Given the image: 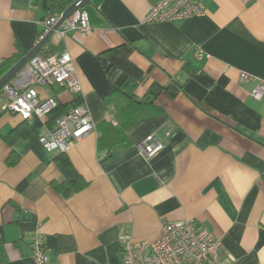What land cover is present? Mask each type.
Returning a JSON list of instances; mask_svg holds the SVG:
<instances>
[{
    "label": "crops",
    "instance_id": "crops-1",
    "mask_svg": "<svg viewBox=\"0 0 264 264\" xmlns=\"http://www.w3.org/2000/svg\"><path fill=\"white\" fill-rule=\"evenodd\" d=\"M155 1L91 0L92 34L56 31L42 48L69 52L81 92L40 98L84 103L95 123L68 152L38 140L56 112L0 108V264H34L38 234L52 262L120 264V236L152 243L186 219L220 239L218 264H264V100L239 81L264 80V0H200V16L147 22ZM44 17L35 0H0V63L32 49ZM148 135L164 145L150 160Z\"/></svg>",
    "mask_w": 264,
    "mask_h": 264
},
{
    "label": "built area",
    "instance_id": "built-area-1",
    "mask_svg": "<svg viewBox=\"0 0 264 264\" xmlns=\"http://www.w3.org/2000/svg\"><path fill=\"white\" fill-rule=\"evenodd\" d=\"M200 0H156L150 5L145 20L147 22H165L188 19L203 14ZM59 15L46 16L41 25L43 31L38 39L52 29ZM67 31H77L82 35L94 32L85 8L77 10L67 18L58 29L60 35ZM196 59L204 53L197 50ZM240 83L255 82L250 95L254 100H264V80L241 72ZM53 86H59L72 93L81 92L73 59L69 52L62 51L49 56L36 55L17 75V80L6 84L1 95L6 100L4 109L27 121L36 115L44 117L57 105L52 98L41 99L38 87H46L49 92ZM95 130L89 109L82 103L70 108L56 120L53 129L44 128L39 143L48 152H68L75 142ZM169 134V133H168ZM139 151L146 160L157 156L164 148L161 141L148 135L140 144ZM123 258L120 264H218V250L221 245L213 233L198 228L192 220L163 221L161 236L152 243L134 242L129 236H120ZM31 258L34 264H58L49 259L46 240L42 234L30 243Z\"/></svg>",
    "mask_w": 264,
    "mask_h": 264
},
{
    "label": "trees",
    "instance_id": "trees-1",
    "mask_svg": "<svg viewBox=\"0 0 264 264\" xmlns=\"http://www.w3.org/2000/svg\"><path fill=\"white\" fill-rule=\"evenodd\" d=\"M38 7L40 8V10L44 13L45 17L46 16H53V15H59L61 14L68 6H70L74 1L76 0H35ZM86 8V6L84 7ZM88 12V11H87ZM89 16V14H88ZM44 17V18H45ZM43 52H45V50H41L39 55H43ZM54 53H49L46 56L49 55H53ZM44 56V55H43ZM22 57V55H15L14 57L10 58V59H6L4 61H2V63H0V77L7 71L9 70V68L15 63L17 62L20 58ZM124 78L122 77V75H118L117 77H115L112 80V86L114 88V90L118 89V87L120 85L125 84L126 82L123 80ZM124 82V83H123ZM1 93H0V98H1ZM75 106V105H74ZM70 109V106H59L56 105V107L50 112V113H55V118L56 117H60L62 114H64L65 112H67ZM4 111H6L4 109ZM109 123V122H106ZM108 127H111V123L106 124ZM18 135V133L16 132V130H12L10 132V134L4 136L3 138L7 141L16 138ZM15 160H13V158H9V160L7 161L8 164H12L14 163Z\"/></svg>",
    "mask_w": 264,
    "mask_h": 264
},
{
    "label": "water",
    "instance_id": "water-1",
    "mask_svg": "<svg viewBox=\"0 0 264 264\" xmlns=\"http://www.w3.org/2000/svg\"><path fill=\"white\" fill-rule=\"evenodd\" d=\"M91 4V0H76L70 6H68L63 12L58 20V22L50 29L44 37L39 40L31 50L25 53L17 62H15L9 70H7L1 77H0V93L2 88L10 83L26 66L30 59L34 56L40 54L42 48L47 44V42L53 37L54 33L58 31V29L62 26L64 21L69 18L73 13L77 10L84 8L85 6Z\"/></svg>",
    "mask_w": 264,
    "mask_h": 264
},
{
    "label": "rangeland",
    "instance_id": "rangeland-1",
    "mask_svg": "<svg viewBox=\"0 0 264 264\" xmlns=\"http://www.w3.org/2000/svg\"><path fill=\"white\" fill-rule=\"evenodd\" d=\"M4 104H6V100H5V98H0V108L4 105Z\"/></svg>",
    "mask_w": 264,
    "mask_h": 264
}]
</instances>
